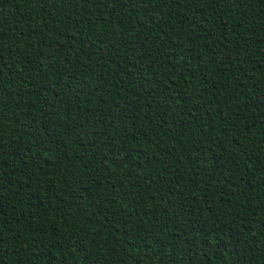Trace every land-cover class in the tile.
Here are the masks:
<instances>
[{"label": "trees", "instance_id": "16d2710c", "mask_svg": "<svg viewBox=\"0 0 264 264\" xmlns=\"http://www.w3.org/2000/svg\"><path fill=\"white\" fill-rule=\"evenodd\" d=\"M0 264H264V0H0Z\"/></svg>", "mask_w": 264, "mask_h": 264}]
</instances>
